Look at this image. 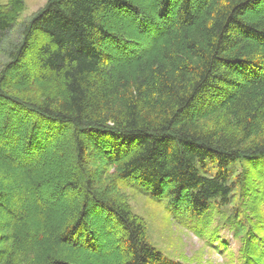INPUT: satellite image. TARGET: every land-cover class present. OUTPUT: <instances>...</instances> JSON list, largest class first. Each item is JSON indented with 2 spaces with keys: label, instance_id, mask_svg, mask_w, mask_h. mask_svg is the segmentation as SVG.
<instances>
[{
  "label": "trees",
  "instance_id": "1",
  "mask_svg": "<svg viewBox=\"0 0 264 264\" xmlns=\"http://www.w3.org/2000/svg\"><path fill=\"white\" fill-rule=\"evenodd\" d=\"M23 10L0 6V264H192L129 183L224 264H264V0H45L9 42Z\"/></svg>",
  "mask_w": 264,
  "mask_h": 264
},
{
  "label": "rangeland",
  "instance_id": "2",
  "mask_svg": "<svg viewBox=\"0 0 264 264\" xmlns=\"http://www.w3.org/2000/svg\"><path fill=\"white\" fill-rule=\"evenodd\" d=\"M23 2L24 10L21 12L18 20L16 21V27H14L13 31L10 33L9 42H18L20 33L19 26L17 25L29 21V19L45 5V0H23ZM6 5H8V0H0V6L6 7ZM6 45L7 43L1 45L0 69L2 63L5 61V55L2 52L5 50ZM68 136L69 134L61 132V135L59 136L60 138H58L62 142L66 143L68 141ZM50 153L52 154V151L48 152V154ZM240 167V165L235 167L236 174L241 170ZM206 174H210V172ZM126 186L127 187L121 191V194L126 196L125 198H127L131 206V211L141 216L146 221L145 223H147L148 226L147 236L149 237V241L156 248H158L165 255V257L169 258V260L173 262H183V260H186L192 264L225 263L227 260V258H225L227 253L222 251V248L219 247L218 243L214 242L213 245L208 246V237L199 238L179 222H175L174 220V222H170L171 220L168 216H170L171 211L163 209L165 207L164 205H160L152 201L150 197L145 195L140 188H137L136 185L129 183V185ZM246 196L251 200H257V195L253 193V190L248 191ZM244 200V196L242 197L239 192L233 201V204H235L234 209L236 208V211L241 214L242 218H244L243 213H247L245 212L244 207L247 210L249 205L253 204L252 201L246 200L247 204L244 205L243 209H241L239 206H236L237 204L242 203ZM228 210L231 212L230 209ZM241 210H243V213H241ZM225 214L222 216H225ZM167 218L169 221H167ZM222 224L224 223H221V226ZM235 229L236 226L233 225L231 227L225 228L222 226L218 232L219 237L226 241L228 247L233 250L238 249V244L240 243L239 237L241 235L238 231L236 232Z\"/></svg>",
  "mask_w": 264,
  "mask_h": 264
}]
</instances>
